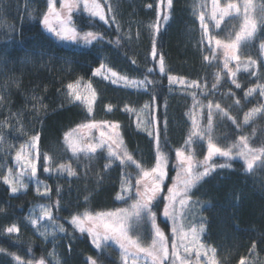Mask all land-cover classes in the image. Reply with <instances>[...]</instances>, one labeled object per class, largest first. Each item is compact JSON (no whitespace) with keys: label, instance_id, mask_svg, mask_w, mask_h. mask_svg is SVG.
Returning <instances> with one entry per match:
<instances>
[{"label":"trees","instance_id":"trees-1","mask_svg":"<svg viewBox=\"0 0 264 264\" xmlns=\"http://www.w3.org/2000/svg\"><path fill=\"white\" fill-rule=\"evenodd\" d=\"M242 1L232 0L238 4ZM110 2L115 9V23L104 24L95 18V26H89L86 13L80 17L74 15L80 30L98 31L104 36L103 43L86 46L59 41L43 30L40 19L47 9V0H0V95L4 97L3 106H0V134L4 137L0 143V177L6 174L8 167L15 173L16 151L31 135L39 133L41 158L37 175L42 186L51 189L48 197L38 196L35 184L29 183L26 191L13 195L0 178V209H3L0 212V248L6 250L0 252V264H15L7 253H15L25 261L43 257L49 264H54L53 257L48 255L54 245L61 264H89V257L96 259L97 264H121L117 248L112 246L100 252L85 233L75 230L69 223L71 215L85 209L106 212L123 206L124 203L116 199L121 182L119 161L105 169L108 161L104 151H97L91 160L82 153L78 159L74 158L66 150L65 132L91 120L119 123L129 152L134 159L150 167L154 164L155 141L143 126L137 128V116L125 112V105L137 112L146 103L150 105L146 112L155 119L156 127L161 131V144L166 142V149L172 155L175 149L184 145L191 129L190 112L199 111L200 124H205L207 109L193 108L192 91L197 92L198 99L205 105L209 99L219 102L241 124L246 112L264 103L259 89L251 97H244L248 88L264 83V53L259 48L260 42L264 41V26L242 49L244 55L241 59L247 60L250 56L257 64L237 75L241 88L236 89L223 75L216 94L206 97L202 91L211 89L220 68L216 59H211L206 42L204 45L200 43L202 32L198 15L203 11L210 31L221 38L229 32L234 36L240 24L238 17L226 18L217 30L210 20L211 0H173L167 14L169 19L156 32L151 26L158 22L159 0ZM228 2L230 0H220L221 6ZM262 3L264 0H253L256 6ZM105 14L106 17L111 15L107 7ZM118 39L117 45L115 41ZM153 39L157 50L155 59L152 56ZM161 54L165 59L164 74L157 69L156 60ZM204 55L210 56V62L204 61ZM101 63L132 79H143L147 75L155 83L148 85V91L113 85L92 75ZM148 68L154 71L148 73ZM252 72L256 74L252 75ZM169 74L206 83L207 88L169 86ZM80 78H83L82 82L91 81L97 93L91 114L84 103L70 100L66 95L67 85ZM229 91L235 96L230 97ZM34 97H39L40 101ZM237 98L241 100L239 107L234 105ZM109 105L113 109L111 112L107 110ZM213 119L214 135L221 144L232 143L240 134L248 135L253 147L264 144V115L250 120L242 131L227 118L221 121L216 115ZM5 121L7 123H3ZM196 151L199 158L203 157L205 145ZM45 153L52 157L49 164L53 170L48 173L43 171ZM229 163L230 168H217L192 189L187 222L203 224L202 241L209 248L216 249L218 264H240L242 257L251 264H264V168L256 167L249 173L242 161L233 159ZM60 164H70L76 175L57 172L55 169ZM128 171L134 172L135 169L129 168ZM57 200L60 201L59 209L55 207ZM39 205H52L55 223L62 224L65 233L57 231L55 237L49 235L45 241L33 229L25 217L37 216ZM12 224H16L20 231L8 235L4 230ZM41 225H47L49 232L53 230L46 221ZM253 244L256 245L254 252Z\"/></svg>","mask_w":264,"mask_h":264},{"label":"snow or ice","instance_id":"snow-or-ice-1","mask_svg":"<svg viewBox=\"0 0 264 264\" xmlns=\"http://www.w3.org/2000/svg\"><path fill=\"white\" fill-rule=\"evenodd\" d=\"M163 3L164 0H161ZM167 8L171 10L173 0H166ZM59 5V6H57ZM210 20L214 22V28L219 30L221 24L226 17H238L240 19L239 30L234 36L231 32L225 38L210 31L209 23L205 19V13L201 11L198 19L201 27V45L207 44V49L211 53V59L215 60L219 54L222 56V69L215 74V82L211 85V89L207 92L202 91L204 96H214L220 85L223 75H226L232 85L236 89L241 88L240 82L237 80V73L243 66L244 71L253 68L257 61L250 56L247 63H243L241 57L244 55L242 49L245 45L250 44L257 35L261 26H264V3L256 6L253 0H243V6L236 2L226 3L221 6L220 0H211ZM105 7H107L110 17L105 15ZM151 7V5H149ZM87 14L89 26H95V18L104 24L115 23L116 15L110 0H47V9L42 13L40 24L43 30L57 40L62 42H82L84 45L95 46L104 41V36L98 31H82L78 28V20L74 21L75 16H83ZM28 15L31 17L32 13ZM158 20L160 13L157 14ZM169 17L163 16V20L167 21ZM156 32H159V24L152 25ZM120 26L117 25V31ZM138 35V34H137ZM109 43H113L109 41ZM119 44V39L115 41ZM259 48L264 53V41L260 42ZM152 56L157 57L155 40L152 43ZM204 61L210 62V56L204 55ZM135 63V61H132ZM159 72L166 73L165 59L161 54L158 58ZM235 62L236 68L233 70L230 64ZM102 78L112 84H122L126 88H134L137 90L148 91V85L155 82L148 79L145 75L143 79H132L127 75H121L111 68H106L105 63H101L92 75L101 76L102 70H105ZM153 68H148L147 72H153ZM255 75V72L251 73ZM169 86L183 85L187 89L207 88V84H201L196 80L189 81L184 77L167 75ZM83 78L76 80L67 85V97L70 100L80 101L86 104L87 112H93V105L97 98L96 90L93 88L91 81L83 85L88 95H82L78 90L81 87ZM259 89V95L264 97V83L258 84L256 87L248 88L244 97H251ZM193 100V108H200L203 111L207 108V123L202 126L200 121L190 112L191 129L187 134L184 145L175 149V160L172 162L170 150L166 149V142L161 144V131L156 127V121L146 112L150 108L149 104L143 105V108L137 112L135 109L125 105L124 111L135 113L137 116V128L143 126V130L148 132L155 141L154 164L150 167L145 166L142 162L134 159L133 154L129 152L123 137L119 131L120 125L116 122L95 121L82 123L76 128L64 133V144L66 150L72 153L74 158H79L82 153L88 160H91L98 149H107V161L105 169H108L116 161H119L121 168L120 191L116 195L118 201L126 204V207L116 208L106 212H93L85 209L83 212H77L70 216L69 223L75 230L80 233H87L91 237L92 244L97 250L103 252L113 245L116 246L120 254L121 264H218L216 260V249L207 248L200 240V234L204 231L203 224L195 226L187 222L188 210L191 207V191L205 177L210 176L217 168H230L232 165L229 161L235 157L241 158L245 165L246 171L253 172L256 167L264 168V144L260 147H253L250 144V137L240 134L238 139L232 143L221 144L218 137L214 135V119L218 115L222 121L224 118L231 121L237 129H243L250 120L258 115H264V103L258 107L250 109L244 114L243 124L230 115L228 109L221 106L219 102L209 99L207 104H203L197 97V92L190 93ZM228 95L234 97L235 93L229 91ZM153 100L155 96L153 95ZM39 102V97H34ZM4 97L0 95V106H3ZM240 99L234 100V105L239 107ZM42 107H46L41 105ZM35 107V105H34ZM38 110V109H37ZM111 112L112 106L108 109ZM144 114L143 116L141 114ZM147 117V118H145ZM7 123V121L3 122ZM93 129L99 130V139L91 142L90 133ZM154 129V130H149ZM88 137V142L85 138ZM227 139V138H225ZM4 140L3 134H0V143ZM40 134L31 135L29 140L22 144L20 150L16 151L14 162L19 169L14 173L13 168L8 167L6 174H3V183L8 185L13 195L26 191L29 183L35 184V191L38 196L48 197L51 189L47 185L42 186L37 173V162L41 158L38 149ZM206 142L207 154L203 160L197 158L196 149L202 147ZM214 157L224 158L225 162L217 164ZM45 165L43 171L45 173L53 170L49 164L52 157L43 154ZM172 162L175 176L171 178V184H166L169 178V164ZM134 168V172L128 171ZM57 172H67L69 176H75L76 172L71 165L60 164L55 169ZM166 189V192H165ZM59 194V188H57ZM50 198V197H49ZM87 197L85 200L87 201ZM130 202V203H129ZM162 206L163 222L171 221V243L169 236L165 234L157 223V210ZM40 215H30L25 217L26 221L38 232V234L47 241L49 235L55 237L56 232L65 233L66 229L62 224L55 223L56 218L52 214V205H39ZM55 207L59 209L60 201L55 202ZM3 209H0L2 212ZM35 209H33V213ZM41 221L53 226V230L49 232L48 226L41 225ZM43 229V230H41ZM5 233L8 235L19 233L20 229L16 224L7 227ZM256 245L253 244L254 252ZM171 249V251H170ZM6 250L0 248V252ZM29 251L31 246L29 245ZM10 255L15 264H49L46 258L39 260H23L15 253H7ZM53 257L54 264H61L57 254L55 253V245L53 251L48 254ZM194 256V258H193ZM89 264H97V260L92 257L88 258ZM240 264H251L245 258H241Z\"/></svg>","mask_w":264,"mask_h":264},{"label":"rangeland","instance_id":"rangeland-1","mask_svg":"<svg viewBox=\"0 0 264 264\" xmlns=\"http://www.w3.org/2000/svg\"><path fill=\"white\" fill-rule=\"evenodd\" d=\"M102 2H103V0H102ZM240 5H241V7L243 6V1L240 3ZM57 6H59V5H57ZM168 8H167V4H166V0H164V2L162 3L161 2V0H159V3H158V11H159V13H160V16H161V18H160V20L161 19H163V16L164 15H167L168 14ZM106 15V14H105ZM226 18H228V17H226ZM225 18V19H226ZM163 22V23H162ZM164 22H165V20H162V21H159L158 20V22L156 23V24H159V26L162 24H164ZM214 23V22H213ZM155 24V25H156ZM238 30H239V28H238ZM237 30V31H238ZM81 44H83L82 42H80ZM219 52H220V50H218V55H217V58H216V62L218 63V65H219V68H220V70L222 69V56L219 54ZM242 60V59H241ZM157 61V69L159 70V62H158V59L156 60ZM242 62L243 63H247V60H242ZM230 67H232L233 68V70H235V68H236V64H235V62H233L232 64H230ZM255 67V66H254ZM253 67V68H254ZM98 68V67H97ZM253 68H250L249 70H251V69H253ZM96 69V68H95ZM94 69V70H95ZM248 70V71H249ZM105 71H106V69L105 70H102V75L101 76H99V77H102L103 76V74L105 73ZM244 71V68H243V66H241V68H240V70L238 71V73H237V75L240 73V72H243ZM226 76V75H225ZM226 79H228L229 81H230V79L226 76ZM87 82H81V87H80V89H78L80 92H81V94L82 95H88V93H87V91L84 89V87H83V85L84 84H86ZM114 85V84H113ZM116 86H119V87H124L122 84H115ZM172 86H176V87H180V86H183V85H172ZM124 88H126V87H124ZM129 89H134V88H129ZM135 90H137V89H135ZM80 102V101H79ZM86 105V104H85ZM207 109V108H206ZM193 115L201 122V120H200V112L199 111H194L193 110ZM98 121H105V120H98ZM89 121H87V122H83V123H88ZM109 122H113V121H109ZM206 123H207V116H206V119H205V124L204 125H206ZM82 124V123H81ZM74 128H76V126L74 127ZM74 128H72V129H74ZM120 131V130H119ZM121 133V132H120ZM90 136H91V142H95L96 140H98L99 139V130L98 129H93L92 131H91V133H90ZM238 139V138H237ZM236 139V140H237ZM85 142H88V137H86L85 138ZM204 145H205V154H204V156L207 154V147H206V142H204ZM97 151H104L105 152V154L107 155V149L105 148V149H103V150H101V149H98ZM171 156V159H172V162H174V160H175V151L173 152V154L172 155H170ZM204 156L203 157H201V158H199L198 156H197V158L199 159V160H203V158H204ZM234 159H238V160H240V161H242L243 163H244V161L241 159V158H239V157H235ZM172 162H170V164H169V178L166 180V184H168V185H170L171 184V178L172 177H174L175 176V171L173 170V167H172ZM214 162L215 163H217V164H220V163H224L225 162V160H224V158H221V157H214ZM15 163V162H14ZM15 165V164H14ZM244 165H245V163H244ZM16 166V165H15ZM37 166H38V162H37ZM246 166V165H245ZM19 169L17 168V166L15 167V172L16 171H18ZM165 192H166V189H165ZM122 202V201H121ZM130 203V202H129ZM127 205L126 204H123V206H121V207H119V208H122V207H126ZM39 209V208H38ZM39 211H40V209H39ZM40 215V213H38V215L37 216H39ZM163 216H162V206H161V208L159 209V211L157 212V223L159 224V226L162 228V230L165 232V234L167 235V236H169V243H171V221H168L167 223H164L163 222ZM42 222V221H41ZM195 226H199L200 225V223L199 224H194ZM203 233V232H202ZM202 233L200 234V240H201V242L203 243V241H202ZM86 235H87V233H85ZM88 236V235H87ZM89 238H90V240H91V237L90 236H88ZM204 244V243H203ZM114 246V245H113ZM206 246V245H205ZM115 248H116V246H114ZM207 248H209L208 246H206ZM170 251H171V249H170ZM193 258H194V256H193ZM54 262V261H53Z\"/></svg>","mask_w":264,"mask_h":264}]
</instances>
